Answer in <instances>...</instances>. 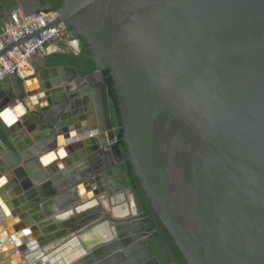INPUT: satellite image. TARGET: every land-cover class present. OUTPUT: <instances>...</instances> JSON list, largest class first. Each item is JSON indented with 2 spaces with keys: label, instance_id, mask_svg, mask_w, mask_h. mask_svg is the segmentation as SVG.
Segmentation results:
<instances>
[{
  "label": "water",
  "instance_id": "1",
  "mask_svg": "<svg viewBox=\"0 0 264 264\" xmlns=\"http://www.w3.org/2000/svg\"><path fill=\"white\" fill-rule=\"evenodd\" d=\"M13 1L24 15L51 9L36 0ZM61 1L47 28L62 24L69 49L78 55L83 44L96 71L81 76L71 66L40 68L33 90L14 76L0 83V90L13 85L0 103V193L13 184L20 202L15 218H24L22 211L35 222L52 218L40 228L42 254L77 239L84 254L68 264H161L127 187L102 76L108 71L128 159L186 263L264 264V0ZM10 11L0 5V22ZM80 98L93 114L86 130L72 126L73 135L97 136L66 145L74 136L65 123ZM16 101L34 133L21 150L10 136L24 131L10 129L2 117ZM53 151L77 161L50 171L44 165ZM50 182L55 202L40 211L34 198L38 191L46 198ZM120 206L127 209L123 218L113 214ZM58 230L66 233L58 237ZM5 246L0 242V252Z\"/></svg>",
  "mask_w": 264,
  "mask_h": 264
},
{
  "label": "crops",
  "instance_id": "2",
  "mask_svg": "<svg viewBox=\"0 0 264 264\" xmlns=\"http://www.w3.org/2000/svg\"><path fill=\"white\" fill-rule=\"evenodd\" d=\"M62 47V44L57 45H50L49 46V55L55 54L60 52V48ZM43 60H33L32 61V69L30 71L31 77L25 81L18 80L19 85L28 84L29 89L36 88V84L34 79L37 76V69L42 68L43 66ZM13 94V85L6 90H0V103L3 101V97L8 98V95ZM39 96H35L33 99H38ZM89 102V101H88ZM88 102L85 103V100L80 98L76 104L73 105V115H69L68 119L66 120V127L70 129L71 135H73L74 128L72 126H79L81 127V130H86L89 127V123L92 118V112H90V108L88 105ZM94 104V100H93ZM21 106L23 109L24 107L21 105L20 101L14 102V104L6 105L7 109H12L16 106ZM93 106V105H92ZM25 113L22 117L27 116V111L24 109ZM19 118V120L9 125L10 129H13L16 125H20L22 130L24 131L22 134L16 135V131L14 130L10 136V139L12 143L18 147L20 150L23 149L25 141H34L33 139V132H29L27 128L24 126L23 120ZM74 136V135H73ZM96 132H87L80 137L74 136L69 142L65 143L66 145L73 144V143H83L86 144V142H89L91 138L96 137ZM62 146L64 144L62 143ZM65 147V146H64ZM6 148L12 149L11 145L6 140ZM49 154V153H48ZM52 154L54 155V158L44 165L47 166V169L50 171L56 169H64V163L66 165L72 164L74 161H77L75 159L76 155H69L64 157V155L60 158L56 155V151H53ZM51 154V155H52ZM76 154V153H75ZM44 154H40L38 158L43 157ZM43 166V167H44ZM44 167V168H45ZM7 177V176H6ZM13 184L10 185L9 182H6V185L2 187L1 193H0V212H3L4 216L6 217V221L0 219V227L3 229L1 230V237H3V233L6 234V247L5 250L0 252V264H44L45 261L49 262L50 264H53L51 260H48L47 258L53 254V250L51 247L46 250L45 255L42 254V250L39 247V238L42 236L40 228L44 227L46 223H48L52 218L47 217L44 220H41L39 222H35L27 215L28 212H21V215L24 216V218H15L17 217L15 214L16 208L15 206H20V202L17 204L15 203L14 198L12 197L13 193ZM43 194L46 198H44L41 193L38 191L37 196L34 198L39 200L37 203V209H41L43 205H48L49 203L52 205L53 202H55L56 197V183L50 182V184H47L46 188L43 190ZM24 194L20 195V199H22L23 205L29 207V201L23 199ZM47 199V200H46ZM2 201V202H1ZM40 202V203H39ZM22 206V205H21ZM4 207V209H3ZM39 212V211H38ZM37 214V213H36ZM15 226H18V232L15 231ZM16 238V240H15ZM5 238H1V241ZM27 258L28 261L25 259Z\"/></svg>",
  "mask_w": 264,
  "mask_h": 264
},
{
  "label": "trees",
  "instance_id": "3",
  "mask_svg": "<svg viewBox=\"0 0 264 264\" xmlns=\"http://www.w3.org/2000/svg\"><path fill=\"white\" fill-rule=\"evenodd\" d=\"M36 1L41 5H50V10H58L62 5L61 0ZM0 5H3L6 9L10 10L18 7L13 0H0ZM80 48L81 52L78 55H75L74 52L69 49L67 44H62L60 52L51 55L48 54L47 57L44 58L42 68L71 66L76 68L78 74L81 76L95 72V64L84 54V45L80 44ZM102 76L107 84L112 122L116 129L117 142L120 146L124 159V166L128 179L127 187L130 189L134 197L136 207L139 212L138 219L142 220L146 227L147 240L161 264H187L168 231L154 212L149 199L146 197V194L142 189L140 181L133 171L132 165L128 159L127 144L124 141V129L122 126L118 97L116 95L111 77L109 76V72L102 71Z\"/></svg>",
  "mask_w": 264,
  "mask_h": 264
},
{
  "label": "built area",
  "instance_id": "4",
  "mask_svg": "<svg viewBox=\"0 0 264 264\" xmlns=\"http://www.w3.org/2000/svg\"><path fill=\"white\" fill-rule=\"evenodd\" d=\"M59 15V9L24 15L17 7L0 22V53L8 45L42 30L36 36L0 56V83L9 76H14L20 81L29 79L32 76L30 71L33 60H43L47 57L50 45L68 43L70 37L62 24L47 28L58 19Z\"/></svg>",
  "mask_w": 264,
  "mask_h": 264
},
{
  "label": "bare ground",
  "instance_id": "5",
  "mask_svg": "<svg viewBox=\"0 0 264 264\" xmlns=\"http://www.w3.org/2000/svg\"><path fill=\"white\" fill-rule=\"evenodd\" d=\"M87 102H88V100H85V103H87ZM24 113H25L24 109L19 105V106L12 108V109H7L6 112L2 115V117L7 123H9V125H12V124L16 123L19 120V118L24 115ZM60 156L62 157L63 154ZM82 203H85L84 199H83ZM83 205L84 206L79 208L78 211H80L82 209H86L89 206L94 205V203L87 204V205L83 204ZM104 205H105V207L109 208L106 203H104ZM3 209H4V207H3ZM0 214H2L3 217H5L3 212H0ZM113 214L115 217L123 218L127 215V209H125V207H122V206L117 207L113 210ZM69 216H70V213L63 214L61 216H58V219L61 221L62 219H66ZM85 216H81V217H85ZM1 230H3V229L0 228V233H1ZM99 230L101 232L103 231L102 232L103 235L109 233V230L106 228V226H103L102 229L99 228ZM57 233H58V237H60V236L64 235V233H66V232L63 230H58ZM49 236H47V237H49ZM41 237H44V235H42ZM2 238H5V239L0 241V242L3 245H6V237L3 236ZM89 240H91V239H89ZM88 243H91V242H88ZM83 254H84V251H83L81 245L78 244L77 239H72L67 244H64V246H59L57 248V250L52 255H50L47 259L51 260L53 264H65V263L68 264V263L75 261L78 257L82 256Z\"/></svg>",
  "mask_w": 264,
  "mask_h": 264
}]
</instances>
